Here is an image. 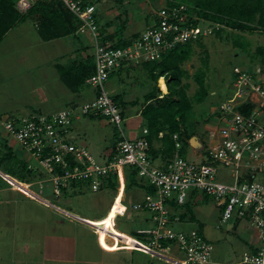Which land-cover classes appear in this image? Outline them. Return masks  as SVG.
I'll use <instances>...</instances> for the list:
<instances>
[{"label": "built area", "instance_id": "built-area-1", "mask_svg": "<svg viewBox=\"0 0 264 264\" xmlns=\"http://www.w3.org/2000/svg\"><path fill=\"white\" fill-rule=\"evenodd\" d=\"M36 1L16 0V7L27 12ZM62 1L79 19L76 33L88 36L92 43L96 69L86 83L94 88V96L52 112L10 113L0 117L6 133L35 159V162L29 161V168L47 174L38 180L41 189L44 181H51L56 196L70 185L99 192L112 188L110 178L116 176L112 201L123 191L124 210L116 212L114 220L130 211L147 210L152 221L151 226L135 230L141 238L133 236L144 246L132 249L172 263L163 256L170 254L188 264H209L213 244L199 226L187 230L173 228L172 223L178 221L180 215L173 213L171 206L185 204L192 192L210 194L223 207L220 223L233 216L244 217L257 229L259 244L256 250L247 252L241 262L264 264L263 66L234 67L237 73L234 88L219 103L220 115L215 121L220 124L210 129L207 158L197 161L186 158L181 152L183 141L174 133L175 149L164 164L158 165L149 152L148 128L142 127L137 136L128 133L125 124L130 115L123 113L108 90L107 81L112 72L124 64L136 65L161 58L163 52L176 43L215 34L224 25L203 18L196 24L190 22L188 6L183 2L163 5L154 10L153 22L132 42L123 47L113 46L101 39L100 24L94 15L95 3ZM249 104H253V108L247 112L244 108ZM88 115L106 116L116 126V143L104 160L97 159L86 144L78 143L71 135L74 120ZM130 167L137 170L139 181L149 184L153 191L146 192L140 200L128 202L123 173Z\"/></svg>", "mask_w": 264, "mask_h": 264}, {"label": "rangeland", "instance_id": "rangeland-1", "mask_svg": "<svg viewBox=\"0 0 264 264\" xmlns=\"http://www.w3.org/2000/svg\"><path fill=\"white\" fill-rule=\"evenodd\" d=\"M164 3V0H124L121 5L117 0H96L100 19L104 21L107 18L113 19L114 25L119 23L117 15L120 12L128 11L129 20L126 35H130L136 29H142V25L139 22H144L146 17L152 18L154 10L160 8ZM35 25L34 18L29 16L24 22L12 28L0 42V105L4 109H8L2 113V118L10 113L41 112L39 110L44 112L46 110H57L65 106L63 104L57 105L54 101L46 104L44 101L41 102V100H45L42 99L45 95L52 96L53 83H58L60 87L64 85V82L58 79L59 72L56 63L63 65L69 63L70 55L63 53V50L71 48L74 36L62 37L61 42L54 39L46 41L36 32ZM237 36L247 38L250 42L249 50H245L233 43V39ZM80 37L90 43L89 37L87 38L84 35ZM75 39L76 41L78 40L77 38ZM65 41L66 45L60 44ZM200 42L195 44L192 56L183 63L186 75L182 79V84L186 86L188 94L193 96L199 88L195 73L202 69L206 74L207 87L209 89V94L203 103L194 101L195 107L192 119L197 122V125L191 127L192 136L189 137L188 143L182 149L184 150L182 154L186 158L196 161L207 158L206 150L211 140L209 136L210 129L220 124L215 121V118L219 116L217 112L219 103L227 98L234 88L232 83L234 67L241 66L253 69L259 64L262 65L254 53L258 44H264V32L261 30L252 32L241 31L226 26L220 34L202 37ZM60 54L64 56H59ZM123 72L125 71L123 70L121 73ZM119 75L115 74L114 78L112 77V85H107L108 90L113 95L118 93V91L122 92L121 86H124L128 91H131V94L126 95V97H140L141 102L138 105L141 106L144 101L143 93L153 84V79L149 76L147 69L143 66L137 67L135 71L132 70L127 75ZM157 83L159 86V79ZM159 88L161 89L160 86ZM93 91L92 87H85L81 100L91 96ZM54 99L57 100L58 97ZM129 106L130 104L127 105V107ZM134 121L137 122L135 119H128L125 124L126 129H129ZM74 122L76 129L83 136L81 139L89 145L88 148L92 154L97 159L103 160L100 154H103L107 138L110 136L117 138L116 126L106 116H82L76 118ZM0 132H2V136L4 133L3 128H0ZM76 141L80 142V139L78 138ZM18 148L19 144L15 143L14 149L19 150ZM1 149H5V147L3 146ZM18 152L21 154V151ZM46 175L45 173H38L36 176H31L28 182L33 188L59 206L90 218L101 217L109 209L114 195L110 190L94 192L89 188H83L82 190L72 191L70 188L76 185H70L67 187L68 190L66 192L64 191L63 194L56 196L51 181H44L42 189L40 187L41 184L38 180ZM139 184V188L142 187V189H138L136 186L133 189L136 190L139 196H142V193L146 192L150 185L141 181H139ZM13 199L28 203V206L29 203L32 204V208L37 213L49 214L52 219L56 218L57 215L68 219L71 218V215L69 216L54 206L47 207L34 201L0 177V209L7 210L6 205L10 204ZM1 202L3 203L1 204ZM217 203L216 198L210 194L193 192L188 201L180 207L189 213L194 212L197 220L187 221L182 226L191 228L199 225V230L210 239L213 244V253L209 264H240L244 255L250 251V244L256 241V229L244 217L233 216L227 222L220 223L223 207ZM8 211H17V208L14 206ZM142 212L143 214L149 213L147 210H142ZM114 223L119 229L138 238H141V235L136 233L135 230L138 227L151 224L150 221L146 222L141 218L132 217V214L129 216L119 215L114 220ZM178 226L181 225L178 224ZM134 255L135 263L138 258L142 261L145 260L147 264H172L158 256H151L142 251L136 250Z\"/></svg>", "mask_w": 264, "mask_h": 264}, {"label": "trees", "instance_id": "trees-1", "mask_svg": "<svg viewBox=\"0 0 264 264\" xmlns=\"http://www.w3.org/2000/svg\"><path fill=\"white\" fill-rule=\"evenodd\" d=\"M117 1L120 4L124 2V0ZM164 1L163 5L167 6L181 2L186 3L188 6L187 11L191 15L190 22L194 24L199 21V18L223 24L224 26L217 29L215 34H220L226 26L241 31L252 32L261 30L264 32V0ZM85 2L96 4V0H85ZM127 12H120L117 15L119 23L115 25L114 31L111 32L108 31V27L113 24L114 20L110 19L103 22L96 7L94 15L96 21L100 24L101 39L103 41L110 42L113 46L123 47L132 42L134 37L140 35V32L126 35L129 20ZM29 16L34 18L37 32L43 40L49 41L69 35L74 36L73 41H76L75 38L78 39L77 41L80 43L78 46L79 54L66 65L58 62L56 65L61 81L72 91L76 92L81 90L82 87L89 86L86 83V79L95 72L96 61L93 52L89 53L87 51L91 48L93 49V46L91 42V44L87 43L81 39L80 34L76 33L79 19L62 0H38L27 12L19 11L16 7V0H0V42L12 28L24 22ZM194 16H197V18H194ZM152 18H155L154 13L152 14ZM86 37L88 38V36ZM201 39L176 43L174 46L167 48L161 58L155 60H146L136 65L131 63L124 64L112 72L110 76L112 77L116 72H122L123 70H126L129 74L132 70L135 71L138 65H141L147 69L149 76L153 79V84L142 95L144 101L141 103L140 111L143 119L142 127L148 128L146 136L149 140V152L153 160L159 155L163 157H170L172 155L175 149L174 133H178L179 138L183 141V148H185L189 137L192 136L191 127L197 125V122H194L192 119L195 107L194 101L203 103L209 94L206 74L202 69H199L195 73L199 88L193 96L188 94L186 86L182 84V79L186 75L183 63L192 56L195 44L201 43ZM233 43L245 50H249L250 42L247 38L237 36L233 39ZM254 54L261 61L264 68V44H258ZM161 76H164L166 80L168 86L167 93H163L158 86L157 81ZM236 76L237 73L234 71L232 83ZM113 97L122 107L125 115H129L126 109L128 104L136 105L141 102L140 97L126 100L123 92L115 93ZM252 108L253 104H249L244 109L250 112ZM161 132L163 133L162 135H160ZM157 140L161 142V145L158 147L155 144ZM4 145L5 149H0V167L2 169L23 181H28L31 176H36L40 173L35 169L29 168V161L18 156L12 146L7 145V143ZM128 176L130 184H139L136 169L130 167L128 169ZM110 183L112 186L117 185L116 176L110 178ZM66 190L67 188L64 187L65 192ZM148 190L152 192L153 188L149 186ZM192 213L194 214V212ZM163 242L166 243L165 240Z\"/></svg>", "mask_w": 264, "mask_h": 264}, {"label": "crops", "instance_id": "crops-1", "mask_svg": "<svg viewBox=\"0 0 264 264\" xmlns=\"http://www.w3.org/2000/svg\"><path fill=\"white\" fill-rule=\"evenodd\" d=\"M148 19L149 18L146 17V20H144V22L140 21L139 23L140 25H142V29L141 28L136 29L131 34L135 32H141L146 27H148L151 24L152 18H150L149 20ZM106 20H110V18H107ZM114 29H115L114 24H111L108 27V31L112 32L114 31ZM54 40L61 42L62 38L61 39L57 38ZM72 43L73 44L71 48L69 49L65 48V50H63V53L65 52L67 53V55H70L68 61H71L79 54L78 46L80 43L78 41H73ZM60 44L66 45V41ZM92 50L93 49L91 48L87 52L91 53L93 52ZM59 56H64V55L60 54ZM137 67H142V66L138 65ZM124 71L125 72L123 73L116 72L115 74H120L119 76H123L124 74L127 75V71L126 70ZM112 77H110L109 80L107 81V85L110 84L112 85V80L114 78ZM58 79H60L59 74H58ZM52 86H53V90L51 91L52 96L50 97L48 95L49 96L48 97L47 95H45V97H42V99L45 100H41V102L44 101L47 104L50 103L51 101H54L57 105L63 104L65 105L64 107H66L70 104L88 100L92 98L95 94V90H94L91 96H89L84 100H81V98L83 97L82 96L83 91L87 86L82 87L81 90L76 92L68 88V86L65 83L60 87L59 84L55 82L52 84ZM121 89L122 92L124 93V98L126 100L134 99V97L133 98L126 97V95L131 94V91H128L124 86H121ZM54 96L56 98L58 97V99L57 100L54 99L55 98ZM33 104H35V102H33ZM126 109L127 111H130L128 112L130 115V119L137 120V122L134 121L133 125H130L129 129H127L128 133L131 136H137L139 135L143 124V119L140 114L141 106L138 104L136 105L130 104V106L127 107ZM6 110L8 109L6 108L4 109L0 105V115H2V113H4ZM39 111L42 112L43 110H39ZM52 111L55 110H46L44 112H52ZM22 113L30 114L32 112L27 111ZM0 128L3 127L0 126ZM5 132L6 131L4 130L2 136H1L2 132H0V149L3 146L5 147L4 145L5 143H7V145L12 146L14 149V144L18 143V141H16V139H14ZM71 135L74 136L75 140H78V138L80 139V142L77 141L78 143H84L89 147V145L84 140L81 139V137L83 136L80 134L78 129H76L75 122H73V125L71 127ZM115 143H116V137L110 136L107 138L106 144L103 148V154H100L103 160L109 156ZM18 144H19V148H18L19 150L14 149L15 153L27 161L35 162V159L32 157V155L28 151H26L21 146L20 143ZM155 144L156 147H158L161 145V142L157 140ZM18 151H21V154H19ZM167 158L168 157H163L162 155H159L156 158H154V163L158 165H162L165 163ZM203 159L204 158L200 160ZM123 179L126 183V193L129 201H136V199L138 200L142 199L145 193L148 191V189L146 192L144 191L142 193V196H139L137 194L136 190L133 189V187L136 186L138 189H142V187L139 188L140 184L138 185L130 184L128 169H125L123 173ZM115 187L116 186H112V188L110 187L106 190H110L114 194ZM83 188L85 187L81 185H77L71 187L70 190L72 191L82 190ZM192 194L193 192L190 194V196H192ZM2 203L3 202H1V204ZM31 205L32 204L29 203L28 206V203L26 204L21 200L13 199L10 204L6 205L7 210L0 209V264H147L145 260L142 261L141 259L138 258H137V262L135 263L134 253L136 250L133 249L109 250L103 247L100 244L98 233L94 231V229L87 222L70 215L69 216L73 219L60 217V215L59 216L57 215L56 218L52 219V216L49 214L46 215L43 213H37L32 208L33 206ZM14 206L15 208H17V211H12V212L8 211L11 210ZM171 208L173 213H177L180 215V219L172 223V226L175 229H186V230L190 229V228H184L182 226L184 225L183 223H186L187 221L197 220L196 214L189 213L184 208L178 206L175 203L171 206ZM131 214L132 217L135 216L141 218L146 222L150 221L151 224L149 226L152 225V221L150 220L149 213L143 214L141 210H137V211L128 212L126 216H129ZM178 224H180L181 226H178ZM142 227H146V226H142ZM255 236H256L255 239L256 241L250 244V249H249L250 251L256 250L257 245L259 244L257 229ZM240 264H245V263H242L240 261Z\"/></svg>", "mask_w": 264, "mask_h": 264}, {"label": "bare ground", "instance_id": "bare-ground-1", "mask_svg": "<svg viewBox=\"0 0 264 264\" xmlns=\"http://www.w3.org/2000/svg\"><path fill=\"white\" fill-rule=\"evenodd\" d=\"M159 86L161 87L163 93L168 92V86L164 76H161L159 78ZM0 177L3 178L8 183H10L13 188L21 191L26 196L30 197L36 202H39L46 206H54L62 211H66L69 215L73 217H76L78 219L87 222L98 233L100 244L104 246L106 249L109 250L132 249V248H138L144 246L139 239L119 229L114 223V217L116 215V212H121L124 210V205L121 203V197L123 195V191H121L116 201H112L105 215L96 218H88L81 215L80 213H77L72 210H67L62 206H59L50 198H48L47 196L43 195L35 188H33L28 181H23L11 175L9 172L5 171L1 167H0ZM111 237H114L115 240H112ZM121 241L124 242L122 243ZM163 256L169 258L173 264H188L185 261L176 258L170 254H163Z\"/></svg>", "mask_w": 264, "mask_h": 264}]
</instances>
